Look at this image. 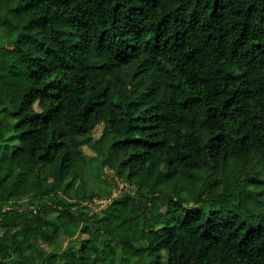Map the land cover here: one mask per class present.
<instances>
[{
    "label": "trees",
    "instance_id": "trees-1",
    "mask_svg": "<svg viewBox=\"0 0 264 264\" xmlns=\"http://www.w3.org/2000/svg\"><path fill=\"white\" fill-rule=\"evenodd\" d=\"M0 33V264H264V0H0Z\"/></svg>",
    "mask_w": 264,
    "mask_h": 264
},
{
    "label": "rangeland",
    "instance_id": "rangeland-1",
    "mask_svg": "<svg viewBox=\"0 0 264 264\" xmlns=\"http://www.w3.org/2000/svg\"><path fill=\"white\" fill-rule=\"evenodd\" d=\"M0 37H3L2 33H0ZM104 128H105L104 124L99 123L94 128V130L82 140V148L87 158H92L98 154L99 148L96 142L102 135ZM106 174L108 176H113L115 172L111 170L109 167H105L103 170V175H106ZM91 179H92V176L90 175V177L87 178L88 182H91ZM128 187L129 185L126 182L119 180L117 187L114 189V193L116 194L118 192H121L122 190H127ZM107 202L108 200H104L101 203L102 206H106Z\"/></svg>",
    "mask_w": 264,
    "mask_h": 264
}]
</instances>
